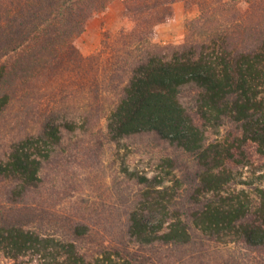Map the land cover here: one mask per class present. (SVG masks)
<instances>
[{
  "label": "trees",
  "instance_id": "1",
  "mask_svg": "<svg viewBox=\"0 0 264 264\" xmlns=\"http://www.w3.org/2000/svg\"><path fill=\"white\" fill-rule=\"evenodd\" d=\"M112 1L0 0V113L53 93L78 112L48 119L0 156L10 202L0 204V252L30 264H155L128 242L153 250L200 238L264 249V184L242 181L236 169L250 162L249 143L264 156V0H245V10L239 0H121L123 24L84 56L76 39ZM178 1L199 15L182 42L162 47L155 26L174 20ZM93 118H104L119 149L124 138L144 133L175 144L190 155L195 177L188 189L170 156L152 177L122 161L127 179L140 186L129 202L128 242L87 253L77 241L90 234L87 224L43 232L18 205L39 192L64 130L86 132ZM226 124L233 127L228 138L208 141V129Z\"/></svg>",
  "mask_w": 264,
  "mask_h": 264
},
{
  "label": "rangeland",
  "instance_id": "2",
  "mask_svg": "<svg viewBox=\"0 0 264 264\" xmlns=\"http://www.w3.org/2000/svg\"><path fill=\"white\" fill-rule=\"evenodd\" d=\"M238 6L245 10L248 4L245 0H239ZM173 7L174 20L155 26L156 40L162 47L182 42L188 22L199 15L196 6L187 8L180 1L175 2ZM123 11L122 1L114 0L104 11L90 18L84 32L75 41L84 56L101 48L106 30L116 31L123 24ZM39 97L29 103L25 101V105L22 102L14 103L0 113V156L8 150L13 140L40 131L48 119L64 121L78 115L72 102L61 99L55 93ZM187 99L184 97L182 100L191 105L192 101L187 102ZM190 111L193 114L192 109ZM196 121L201 123L198 118ZM232 130L230 124L217 130L208 129V141L224 140ZM122 141L125 146L119 149L108 135L104 118H93L86 132L80 129L74 133L64 130L62 146L45 164L42 187L38 193H30L18 207L27 213L30 211L34 225L43 232L60 234L68 231L73 223L87 224L90 234L77 240L84 252L91 253L100 245L122 246L128 242L125 232L129 202L135 199L140 188L134 181L127 179L122 171V161L130 169L152 177L160 171V158L170 156L175 159L178 167L176 172L185 180L188 189L195 177V165L190 155L155 134H138ZM246 150L250 162L237 164L240 178L242 181L252 180L254 184H264V156L258 154L251 143L246 146ZM5 190V183H0L1 205L10 203ZM128 244L132 252L149 261H156L155 264H262L264 261V249L250 248L241 241L221 243L197 238L190 246H160L153 250L131 242ZM28 261V258L14 261L0 252V264H30Z\"/></svg>",
  "mask_w": 264,
  "mask_h": 264
}]
</instances>
